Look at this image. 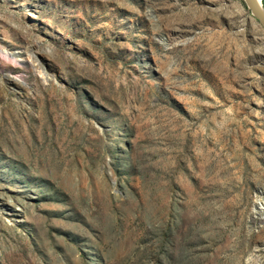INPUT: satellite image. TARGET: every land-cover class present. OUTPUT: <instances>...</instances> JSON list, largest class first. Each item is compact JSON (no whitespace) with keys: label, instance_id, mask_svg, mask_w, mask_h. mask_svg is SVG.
Segmentation results:
<instances>
[{"label":"rangeland","instance_id":"374dc122","mask_svg":"<svg viewBox=\"0 0 264 264\" xmlns=\"http://www.w3.org/2000/svg\"><path fill=\"white\" fill-rule=\"evenodd\" d=\"M0 264H264L244 0H0Z\"/></svg>","mask_w":264,"mask_h":264},{"label":"water","instance_id":"95a60500","mask_svg":"<svg viewBox=\"0 0 264 264\" xmlns=\"http://www.w3.org/2000/svg\"><path fill=\"white\" fill-rule=\"evenodd\" d=\"M247 7L250 9L253 16L257 19L258 23L264 28V13L258 7L255 0H244Z\"/></svg>","mask_w":264,"mask_h":264},{"label":"bare ground","instance_id":"6f19581e","mask_svg":"<svg viewBox=\"0 0 264 264\" xmlns=\"http://www.w3.org/2000/svg\"><path fill=\"white\" fill-rule=\"evenodd\" d=\"M255 2H256V4L258 5V7L263 11V13H264V4L262 3L263 2V0H255ZM1 53H3V54H5V55H7V56H9L8 55V53L7 52H1ZM239 158L240 159H243V157L241 156V155H239ZM236 162H233V165H235L236 166ZM242 182L244 183L245 182V178H242ZM259 234V233H258ZM257 237V235H254L253 236V238H256Z\"/></svg>","mask_w":264,"mask_h":264}]
</instances>
